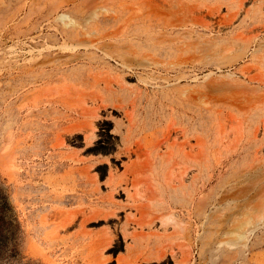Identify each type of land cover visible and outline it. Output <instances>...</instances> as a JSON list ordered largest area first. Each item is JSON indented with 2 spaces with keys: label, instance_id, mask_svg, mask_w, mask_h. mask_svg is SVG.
Returning <instances> with one entry per match:
<instances>
[{
  "label": "rangeland",
  "instance_id": "rangeland-1",
  "mask_svg": "<svg viewBox=\"0 0 264 264\" xmlns=\"http://www.w3.org/2000/svg\"><path fill=\"white\" fill-rule=\"evenodd\" d=\"M0 264H264V0H0Z\"/></svg>",
  "mask_w": 264,
  "mask_h": 264
},
{
  "label": "bare ground",
  "instance_id": "bare-ground-1",
  "mask_svg": "<svg viewBox=\"0 0 264 264\" xmlns=\"http://www.w3.org/2000/svg\"><path fill=\"white\" fill-rule=\"evenodd\" d=\"M165 257V255H161L158 257V260H162Z\"/></svg>",
  "mask_w": 264,
  "mask_h": 264
}]
</instances>
